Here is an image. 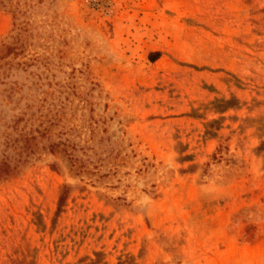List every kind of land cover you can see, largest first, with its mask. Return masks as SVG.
<instances>
[{
  "label": "rangeland",
  "instance_id": "374dc122",
  "mask_svg": "<svg viewBox=\"0 0 264 264\" xmlns=\"http://www.w3.org/2000/svg\"><path fill=\"white\" fill-rule=\"evenodd\" d=\"M0 264H264V0H0Z\"/></svg>",
  "mask_w": 264,
  "mask_h": 264
},
{
  "label": "crops",
  "instance_id": "0c3cea01",
  "mask_svg": "<svg viewBox=\"0 0 264 264\" xmlns=\"http://www.w3.org/2000/svg\"><path fill=\"white\" fill-rule=\"evenodd\" d=\"M156 51V50H154ZM154 51H152L151 53H155ZM169 59L168 57H166L165 55H160L159 57H157L152 63H150L147 68L150 70H155L157 72L159 71H163V66L161 65H168L169 64ZM161 125H163V122H161ZM167 128V126L165 127Z\"/></svg>",
  "mask_w": 264,
  "mask_h": 264
},
{
  "label": "trees",
  "instance_id": "16d2710c",
  "mask_svg": "<svg viewBox=\"0 0 264 264\" xmlns=\"http://www.w3.org/2000/svg\"><path fill=\"white\" fill-rule=\"evenodd\" d=\"M159 53H157L156 55H155V57H153V58H151V61H154L157 57H159ZM221 104L223 105L222 107L223 108H226L229 104H230V101L229 100H222L221 101ZM63 201V199H62V197H60L59 198V206H60V203Z\"/></svg>",
  "mask_w": 264,
  "mask_h": 264
}]
</instances>
